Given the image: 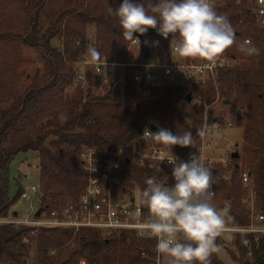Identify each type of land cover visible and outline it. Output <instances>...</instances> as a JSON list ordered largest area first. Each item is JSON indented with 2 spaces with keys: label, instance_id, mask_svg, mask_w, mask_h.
Segmentation results:
<instances>
[{
  "label": "trees",
  "instance_id": "1",
  "mask_svg": "<svg viewBox=\"0 0 264 264\" xmlns=\"http://www.w3.org/2000/svg\"><path fill=\"white\" fill-rule=\"evenodd\" d=\"M52 1L0 0L1 11L10 9L14 17L22 15L24 18L23 31L19 34L13 32L12 22L7 18L0 23V47L5 49L6 56L14 54L19 46H25L41 49L47 58L43 82L36 79L24 96L14 98L8 109L0 113V220L14 217L15 212L10 211L14 201L10 197L9 172L19 154H38L41 213L60 212L67 204L77 202L84 192L87 175L82 154L85 150H92L99 159L107 160L140 141L145 128L156 132L161 127L173 134L190 129L197 148L200 137L196 136V130L203 126L207 108L217 99L220 103L230 101L225 108L246 112L236 125L243 129L244 137L237 151L239 159L233 160L231 185L222 184L219 197L230 209L233 224L247 226L248 217L242 204L245 194L239 176L242 167L251 174L257 201L264 211V30L256 27L250 13L252 0H230L216 7L219 13L227 15L235 34L240 37L232 47L238 64L220 73L217 87L208 83L198 88L150 89L127 83L117 84L105 89L104 95L95 96L93 90L98 82L90 78L86 96L80 89L73 98L61 95L75 78L74 64L92 44L86 37L88 28L95 32L97 45H93L100 58L112 64L125 63L129 42L124 40L117 18L107 12V4L116 9L123 0H63L44 32L42 19ZM3 15H7L5 11ZM152 34L163 38L155 29ZM56 38L63 42L61 52L51 46ZM245 38L260 49V55L249 57L239 51ZM189 94L203 103L200 106L193 101L188 103ZM7 95L13 97L14 93L9 89ZM5 102H9L7 96L3 99ZM60 113L66 116L63 123L58 118ZM214 120L218 119L209 116L210 123ZM195 148L173 146L171 151L180 156ZM123 164L129 183L135 182L141 192L147 178L166 179L164 171L145 172L132 164ZM232 240L239 252V257H233L236 264H264V238L258 243L250 237L236 236ZM245 241L253 250L250 258ZM31 242H36L37 246L36 264H79L81 261L156 264L155 242H145L127 233L103 235L86 229L74 233L70 229L37 230L15 225H0V264H27ZM216 243L220 247L219 238ZM142 251L148 253L149 259L141 258ZM53 253L52 259L50 254ZM211 264L224 263L214 253Z\"/></svg>",
  "mask_w": 264,
  "mask_h": 264
},
{
  "label": "built area",
  "instance_id": "2",
  "mask_svg": "<svg viewBox=\"0 0 264 264\" xmlns=\"http://www.w3.org/2000/svg\"><path fill=\"white\" fill-rule=\"evenodd\" d=\"M250 13L254 16L256 27L264 30V0H252ZM139 39V38H138ZM240 37L236 35V43ZM244 40H250L245 38ZM140 45L129 42L127 59L125 63H109L104 58L94 60L86 51L74 64L76 84L85 88L90 87V78L98 82L94 89L105 93V89L117 84L130 83L134 86H142L150 89L163 88H187L201 87L210 83L217 87V81L222 71L231 70L238 64L232 47L225 50L216 66L211 69L202 68L204 61L179 57L171 51L170 42L167 39L147 36L139 39ZM89 46H96L89 44ZM89 48V47H88ZM98 51V50H97ZM114 83V84H113ZM194 105L200 106L203 102L193 99ZM219 102L217 99L216 103ZM207 108L202 127L206 128V136L200 138L197 148L178 156L170 149L159 145L145 143L142 139L120 150L114 157L107 160L99 159L92 150H85L82 154L83 168L87 175L86 186L82 196L77 202L67 204L55 218H46L44 214L36 217V214L28 219L13 221L0 220V225L27 226L35 229L58 228L70 229L74 233L82 230L96 231L103 235L127 233L145 242H155L149 233H141L136 225L150 217L147 207L141 203V187L135 182L129 183V175L125 171L123 162L132 164L145 172H160L166 174L165 181H159L166 186H172V165L165 158L171 153L179 161L187 162L190 154H196L200 160L213 173L214 198L211 201L218 210L227 207L219 197V189L222 184L231 185L234 164L231 157L228 159L216 156L217 147L214 142L216 132L223 129V125L233 128L245 116V110L233 111L230 120L209 122V110ZM160 168V171H159ZM245 199L243 209L248 217V225L240 227L229 221L231 231L222 236L250 237L255 243L264 238V211L257 201V194L252 186L251 174L245 170L240 173ZM39 186L31 187L23 191L20 198L33 203L39 195ZM219 238V237H218ZM179 239V238H178ZM247 257L252 255L251 244L245 241L244 245ZM141 258L149 259L147 252H141ZM156 262V254L155 260ZM163 264V261L161 262Z\"/></svg>",
  "mask_w": 264,
  "mask_h": 264
},
{
  "label": "clouds",
  "instance_id": "3",
  "mask_svg": "<svg viewBox=\"0 0 264 264\" xmlns=\"http://www.w3.org/2000/svg\"><path fill=\"white\" fill-rule=\"evenodd\" d=\"M109 15L117 18L126 42L140 45L134 33L144 35L155 29L168 39L170 49L182 58L204 61L202 68H214L225 50L236 44V34L227 15L219 13L214 0H123L113 9L107 4ZM88 54L94 59L100 53L89 46ZM239 51L246 56L260 55V49L251 40H244ZM206 128L196 130V136H206ZM141 139L145 143L195 148L191 130L173 134L163 127L156 132L145 128ZM172 165L174 184L166 186L156 176L147 178L141 192V203L148 208L150 217L136 225L141 232L156 240V264H211L219 252L217 238L231 231L230 209H217L214 198V178L196 154L187 162L179 161L172 153L165 158ZM160 171V168H159ZM179 238V239H178Z\"/></svg>",
  "mask_w": 264,
  "mask_h": 264
},
{
  "label": "rangeland",
  "instance_id": "4",
  "mask_svg": "<svg viewBox=\"0 0 264 264\" xmlns=\"http://www.w3.org/2000/svg\"><path fill=\"white\" fill-rule=\"evenodd\" d=\"M230 0H214L215 7L223 6V3ZM63 3V0H53L50 8H48L47 13L43 16L42 27L45 32L48 29L50 23L55 18L56 12L59 10V6ZM2 4V3H1ZM9 8V7H7ZM0 8V23L5 22L4 18H7L8 22H12V30L15 34L22 33L23 31V16L16 18L10 9H5L1 11ZM4 11L7 15H3ZM10 11V12H9ZM8 16V17H6ZM95 32L92 28L87 29L86 37L90 43L96 44L95 42ZM151 36H154L151 34ZM169 42L171 38H168ZM53 49H58L61 52L63 47V42L60 39H54L51 42ZM46 57L43 56V51L39 48H30L25 46H19L18 50L14 54H9L6 56L5 49L0 47V113L8 109L11 103L14 101V98L24 96L25 92L33 85L36 79H39V82H43V76L45 74L46 66ZM12 90L14 93L13 97L7 95V90ZM82 89L83 96H86L88 88H85L81 85H78L73 80L72 84L68 86L63 94L64 98L70 97L73 98L77 94V91ZM95 96H101L105 93H102L100 90H93ZM9 98V102L3 103L4 97ZM232 107L225 108L223 103H214L209 110V116L220 120V122H225L230 120L231 115L234 113ZM60 122H64L66 116L62 113L58 115ZM244 131L242 128L234 126L233 128H228L226 125H223V129L220 132H216L214 138L215 145L217 147L216 156L222 159H228L236 151H240V147L243 144ZM52 138L49 139L51 141ZM39 159L38 154L36 153H26L19 154L15 161L12 162L9 172V181H10V197L14 201L11 212L14 211L18 213L19 219H28L41 211L42 203L40 194L35 199L33 203H27L23 201L20 196V192L28 191L31 187H38L40 181V169H39ZM244 168L239 169L240 173ZM59 211H44L42 214L46 218H55ZM15 217H8L7 221H13ZM38 230V229H37ZM37 232L32 234V237L36 235ZM219 252L217 256L220 261L224 264H236L233 261V257H239V252L234 245L232 237L221 236ZM36 242L30 243V257L27 259V264H36L38 252ZM50 257L53 259L55 254H50ZM79 264H87L85 261H81Z\"/></svg>",
  "mask_w": 264,
  "mask_h": 264
},
{
  "label": "water",
  "instance_id": "5",
  "mask_svg": "<svg viewBox=\"0 0 264 264\" xmlns=\"http://www.w3.org/2000/svg\"><path fill=\"white\" fill-rule=\"evenodd\" d=\"M153 31H154V29H149L148 31H147V33H145L144 35H139V34H137V33H134V37H138L139 39H144V38H146L147 36H150L152 33H153ZM186 100L188 101V103H191L192 102V95L191 94H189V95H187V97H186ZM231 103H230V101L229 100H226V101H223V105L224 106H228V105H230ZM231 158H232V160H238L239 159V152H235V153H233L232 155H231ZM236 168H238V166H236ZM40 214H41V211H37V213H36V217H39L40 216ZM15 218H17L18 217V213H14V215H13Z\"/></svg>",
  "mask_w": 264,
  "mask_h": 264
}]
</instances>
